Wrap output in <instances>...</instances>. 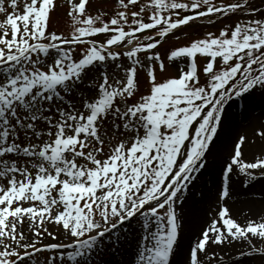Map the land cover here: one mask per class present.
<instances>
[{"label":"snow or ice","instance_id":"6c2138e0","mask_svg":"<svg viewBox=\"0 0 264 264\" xmlns=\"http://www.w3.org/2000/svg\"><path fill=\"white\" fill-rule=\"evenodd\" d=\"M65 3L67 35L50 30L57 0H0V264H40L44 252V264H90L104 238L133 220L141 231L130 264H171L177 208L207 167L226 106L264 94V8L116 0L106 18L91 14V0ZM233 16L166 58L158 51L181 27ZM85 79L89 95L74 103L68 97ZM109 120L116 134L105 139ZM253 132L264 140V124ZM246 140L239 136L223 161L225 204L217 202L184 264H223L208 249L225 243L264 255V214L240 222L226 204L233 174L244 187L264 177V153L243 158Z\"/></svg>","mask_w":264,"mask_h":264},{"label":"rangeland","instance_id":"374dc122","mask_svg":"<svg viewBox=\"0 0 264 264\" xmlns=\"http://www.w3.org/2000/svg\"><path fill=\"white\" fill-rule=\"evenodd\" d=\"M57 3L58 7L52 14L54 16L57 14L55 16L56 21H50V25L52 26L50 27V30L67 35L72 30L70 18L66 14L68 5L65 3V0H57ZM115 10L116 0H91L90 12L93 15L99 11L106 13V18H108L114 13ZM235 19L236 17L233 16L231 19H222L212 25H209L207 21H203V25H200L199 23H192L190 26L181 29L174 36L167 38L166 44L159 48L158 51L163 54H168V52L171 50L169 49V45L172 47L178 45L184 46L191 40L202 37L208 31L216 32L224 24L231 23ZM177 37H179V39H177ZM168 74H172L171 70ZM144 76L145 73L141 71V91H143ZM89 83H92V81L85 79L84 84L80 85V87L76 90L75 95L71 96L70 99L73 100L74 103H79L81 94L84 97L89 95ZM239 102L241 105L243 104L242 107L239 105ZM241 114L243 116V120H241ZM228 116L231 117V120L233 119L237 122L238 127L233 132L229 143H226L224 141V128L228 123ZM260 124H264V94L260 93L259 91L247 96L244 99L234 100L228 106H226L224 120L221 128L218 131V137L210 146V151L206 154L207 167L202 171V173L199 175V178L193 182L189 190L185 193L183 205L177 208V210H182V215L184 212L186 213L188 211L189 207L198 211V214L201 212L204 213L202 220L199 221L201 226L194 231V235L192 236H198L202 231L203 224L208 221V219L213 215L214 211H218L217 202H219V205L225 204L224 200H219V193L221 190V167L223 165V161L229 155V153L234 152V145L237 142L238 137L241 135L247 136V140L242 146L243 158L252 161L256 156L264 153V140H261L258 136L254 135L253 132L254 129H258ZM103 133H107L105 139L116 134L113 122L111 120L107 121L103 125L102 134ZM108 149L109 145L106 144L105 151H108ZM212 165H215L216 167L215 176ZM211 171L213 172L212 177L209 175ZM244 179L245 177L242 175H232V182L230 183V197L227 198L226 201L231 214L240 222H244L246 217H257L260 214H264V177L251 181L248 187H244ZM205 192L208 194V196L211 195L208 199H206L208 196L205 197ZM50 227L56 229L55 225ZM125 228L127 235L129 236L132 234L133 230L139 232L140 225L134 222V225H126ZM124 238L125 236H123L119 241H114L106 237L105 243L101 245L100 248L111 252L114 249L127 250L126 243H121V240H124ZM63 242L67 243L68 240L65 239ZM225 245L226 244L217 245L214 248H209L208 250L209 252L215 251L217 257L223 256L222 252H226V255H228L226 258L229 260V263L227 264H264V255L257 253L241 255V252L247 253L248 249L246 245H243L240 242H235L232 245ZM187 253L188 247L185 248L184 254L179 257L180 264H184ZM49 255L50 253L48 252L39 254L38 259L40 260V264H44L45 258ZM94 256L96 257V261H99L100 264H112L111 262H107V260L103 257L101 250L96 252Z\"/></svg>","mask_w":264,"mask_h":264},{"label":"bare ground","instance_id":"6f19581e","mask_svg":"<svg viewBox=\"0 0 264 264\" xmlns=\"http://www.w3.org/2000/svg\"><path fill=\"white\" fill-rule=\"evenodd\" d=\"M228 123L225 125V128H224V141L226 143H229V140L231 139L232 135H233V132L235 131V129L238 127V124L235 120H231V117L228 116ZM223 141V142H224ZM212 168L214 170V176L216 174V167L215 165H212ZM210 193V191H209ZM208 194L205 192V197H207ZM211 195H209L206 199H208ZM193 208V207H192ZM188 215V216H187ZM204 216V213L201 212L198 214V211H196L195 209H191L189 207L188 211L182 215H179L180 217V221H182L184 224H182V227L184 228V230L181 232L180 236H181V241H180V245H179V249H178V252L175 254V257H174V260L172 262V264H180V260H179V257L181 255L184 254V251H185V248L186 247H190L191 245V242L192 240L194 239V231L201 226V223L199 222L200 220H202ZM189 217V218H188ZM185 220V221H184ZM203 226H207L206 223L203 224ZM28 225L27 223L25 224V229H27ZM203 228V227H202ZM50 230L55 232L56 229H53L52 227H50ZM134 235V233H133ZM64 236L61 232V237L60 239H63ZM133 238H130V239H127V250L122 253H118L116 256L125 261V257L126 258H132L133 256V253L136 251V248L138 246V242H135V240H132ZM44 242H50V243H53V242H57V241H53L51 240L50 238L48 239H45ZM223 253V259H225V262H227V258L228 256H226L225 252H222ZM229 261V260H228ZM124 264V263H122Z\"/></svg>","mask_w":264,"mask_h":264}]
</instances>
